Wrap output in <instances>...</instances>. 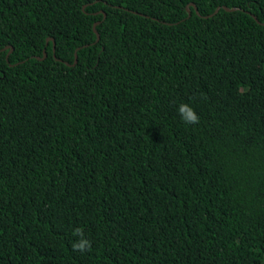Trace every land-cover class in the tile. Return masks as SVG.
Instances as JSON below:
<instances>
[{"label": "trees", "instance_id": "1", "mask_svg": "<svg viewBox=\"0 0 264 264\" xmlns=\"http://www.w3.org/2000/svg\"><path fill=\"white\" fill-rule=\"evenodd\" d=\"M263 21L264 0H0V264H264Z\"/></svg>", "mask_w": 264, "mask_h": 264}, {"label": "clouds", "instance_id": "2", "mask_svg": "<svg viewBox=\"0 0 264 264\" xmlns=\"http://www.w3.org/2000/svg\"><path fill=\"white\" fill-rule=\"evenodd\" d=\"M181 119L187 124L199 123V117L194 109L188 104H181L178 108ZM73 235L80 237V239L72 244L74 251L85 252L91 249V242L84 238L83 229L77 228L73 230Z\"/></svg>", "mask_w": 264, "mask_h": 264}, {"label": "water", "instance_id": "3", "mask_svg": "<svg viewBox=\"0 0 264 264\" xmlns=\"http://www.w3.org/2000/svg\"><path fill=\"white\" fill-rule=\"evenodd\" d=\"M189 4H192L193 5V3L192 2H189ZM188 5V4H187ZM193 7H194V11L197 13V10H196V8H195V6L193 5ZM218 5L213 9V11L212 12H210V13H208V14H206V16L207 15H211L212 13H214L217 9H218ZM223 9H227V10H230V9H233V8H235V7H227L226 5H222L221 6ZM186 10H187V13H189V9H188V6H186ZM104 14V13H103ZM98 21L96 20V21H93V23H92V29H93V31H94V33H95V40L98 38V34H97V32H96V29L94 28V25L97 23ZM262 23H264V21L262 22ZM48 38H50L51 39V41H52V45H51V49L53 50V45H54V43H53V39H52V37H46L45 38V42L47 41V39ZM7 45H5L3 48H5ZM11 49V46H9V48H8V51ZM8 51L6 52V54L5 55H7V53H8ZM45 55V52L43 51L42 52V56L41 57H43ZM40 57V58H41ZM74 58H75V54H74Z\"/></svg>", "mask_w": 264, "mask_h": 264}]
</instances>
